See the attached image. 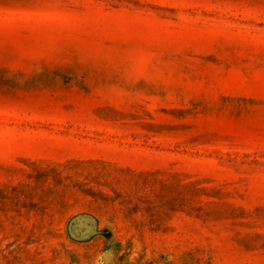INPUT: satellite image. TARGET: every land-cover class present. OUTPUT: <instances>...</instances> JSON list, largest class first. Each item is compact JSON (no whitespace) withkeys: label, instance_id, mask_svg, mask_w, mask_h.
<instances>
[{"label":"rangeland","instance_id":"374dc122","mask_svg":"<svg viewBox=\"0 0 264 264\" xmlns=\"http://www.w3.org/2000/svg\"><path fill=\"white\" fill-rule=\"evenodd\" d=\"M264 264V0H0V264Z\"/></svg>","mask_w":264,"mask_h":264},{"label":"clouds","instance_id":"9594fccd","mask_svg":"<svg viewBox=\"0 0 264 264\" xmlns=\"http://www.w3.org/2000/svg\"><path fill=\"white\" fill-rule=\"evenodd\" d=\"M92 264H113L112 252L106 251V252L97 254Z\"/></svg>","mask_w":264,"mask_h":264}]
</instances>
